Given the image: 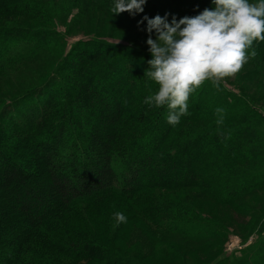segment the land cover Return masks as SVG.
<instances>
[{
  "label": "trees",
  "instance_id": "1",
  "mask_svg": "<svg viewBox=\"0 0 264 264\" xmlns=\"http://www.w3.org/2000/svg\"><path fill=\"white\" fill-rule=\"evenodd\" d=\"M87 2L113 15L111 0ZM211 7L147 0L142 13L114 16L137 25L167 13L170 22ZM2 13L48 29L0 27V75L49 49L63 53L34 84L0 95V264H137L77 223L100 218L114 198L156 228L160 219L199 218L161 203L157 191L195 188L231 204L264 187V110L241 91L206 80L173 126L165 107L144 103L157 89L144 78L148 51L96 38L67 50L40 0H0ZM252 47L264 60V41ZM250 228L249 247L211 264H264V212Z\"/></svg>",
  "mask_w": 264,
  "mask_h": 264
},
{
  "label": "rangeland",
  "instance_id": "2",
  "mask_svg": "<svg viewBox=\"0 0 264 264\" xmlns=\"http://www.w3.org/2000/svg\"><path fill=\"white\" fill-rule=\"evenodd\" d=\"M40 1L52 13L54 28L65 38L67 50L77 41L96 38L148 51L146 31L121 17L105 13L87 0ZM25 20L2 13L0 27L16 24L31 30L48 29ZM62 53L56 48L49 49L9 75H0V95L8 98L34 84L50 71ZM220 84L226 91L236 94L233 90L241 91L264 110L262 58L250 57L237 73ZM156 194L166 206L176 207L175 211L191 208L199 214V218L187 215L182 220L160 219L153 223L156 229L145 223L144 218L129 204L113 198L104 204L103 210L106 211L100 218L88 213V221L87 218L80 220L77 225L96 235L119 256L137 264H211L220 258L238 257L239 252L256 239L255 235H250V226L264 212V187L231 204H220L206 191L195 188L157 191ZM117 211L127 217L126 222L118 226L114 220ZM195 228L197 233L193 237Z\"/></svg>",
  "mask_w": 264,
  "mask_h": 264
},
{
  "label": "clouds",
  "instance_id": "3",
  "mask_svg": "<svg viewBox=\"0 0 264 264\" xmlns=\"http://www.w3.org/2000/svg\"><path fill=\"white\" fill-rule=\"evenodd\" d=\"M147 0H111L110 12L144 11ZM212 7L195 16L177 20L173 15H144L146 44L151 59L144 78L157 85L144 98L149 107L167 109L168 124L177 125L188 114V100L206 80L219 86L256 55L254 42L264 41V0H211ZM249 49H251L249 51ZM222 111L221 108L216 109ZM115 224L126 222L123 212L114 213Z\"/></svg>",
  "mask_w": 264,
  "mask_h": 264
}]
</instances>
